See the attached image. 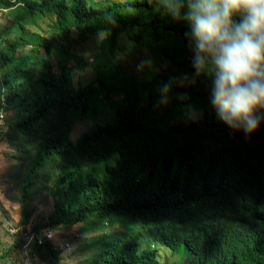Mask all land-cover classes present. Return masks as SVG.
<instances>
[{"label": "trees", "instance_id": "1", "mask_svg": "<svg viewBox=\"0 0 264 264\" xmlns=\"http://www.w3.org/2000/svg\"><path fill=\"white\" fill-rule=\"evenodd\" d=\"M4 13L15 37L0 38V142L16 153L14 224L74 230L79 264H264V112L247 140L209 120L210 77L164 0H0ZM81 44L92 61L73 58ZM59 185L66 198L32 223L36 198ZM9 234L0 264L19 252L60 264L52 239Z\"/></svg>", "mask_w": 264, "mask_h": 264}, {"label": "clouds", "instance_id": "2", "mask_svg": "<svg viewBox=\"0 0 264 264\" xmlns=\"http://www.w3.org/2000/svg\"><path fill=\"white\" fill-rule=\"evenodd\" d=\"M164 7L189 26L196 72L210 77L209 120L247 140L264 112V0H164Z\"/></svg>", "mask_w": 264, "mask_h": 264}, {"label": "rangeland", "instance_id": "3", "mask_svg": "<svg viewBox=\"0 0 264 264\" xmlns=\"http://www.w3.org/2000/svg\"><path fill=\"white\" fill-rule=\"evenodd\" d=\"M11 22L7 14H1L0 15V38L3 39L9 36L10 38H14L15 34L14 32L8 33L9 26ZM43 28H45V23H41ZM35 28V27H32ZM73 36V33L70 34L69 37L63 38L62 41L64 43H69V39ZM102 37L98 38V42L96 45V48L99 47L100 39ZM92 44H81V45H73L71 49H69L73 53V58H77L80 55H84V57H88L89 61L93 60L92 57V51L94 50L91 48ZM26 52L19 51V55L23 56ZM79 54V55H78ZM96 56V53H94ZM104 118H107L105 116ZM13 154H16L12 150ZM11 150H9L7 143L4 141L0 142V254L7 250V248L12 244L13 242V236H11L8 233V227L11 224L17 223L20 216V209L18 206V200H17V183L11 182L9 183V175L13 174V168L12 164L15 163ZM86 170V169H85ZM95 172L98 175L102 174V168H95ZM50 185L54 186L53 183ZM52 186L49 188H52ZM62 185H59L58 188L56 187L55 190L51 191H57V194L54 192H44L42 195H40V198L37 197L34 201L37 203L38 208L35 211L34 215L31 217L30 221L40 223L42 219L46 216V213H48L52 209V204L54 200H64L66 198L65 194L62 192L63 189H61ZM53 238L52 241L57 245V247L60 248L62 260L60 261V264H79L80 262V254L74 253L72 255L73 248L79 243L78 239H73L72 229L66 230V229H58V230H52ZM26 253V251H25ZM24 252H19L12 255V259L18 258L19 261L17 264H45L40 258L38 257H32L30 254H28V257H25ZM12 261V260H11ZM11 264V262H9Z\"/></svg>", "mask_w": 264, "mask_h": 264}, {"label": "built area", "instance_id": "4", "mask_svg": "<svg viewBox=\"0 0 264 264\" xmlns=\"http://www.w3.org/2000/svg\"><path fill=\"white\" fill-rule=\"evenodd\" d=\"M4 107H5V101H2V104L0 106V121H2L4 117V111H3ZM7 230L11 234H20L22 237L28 240H32L33 238H36L39 244L43 243L44 240H51L53 238V234L50 229H40L39 231H33L30 224L25 226L18 224H11Z\"/></svg>", "mask_w": 264, "mask_h": 264}]
</instances>
